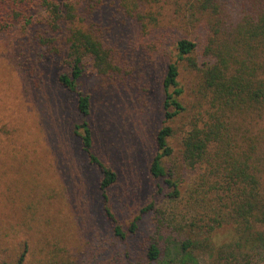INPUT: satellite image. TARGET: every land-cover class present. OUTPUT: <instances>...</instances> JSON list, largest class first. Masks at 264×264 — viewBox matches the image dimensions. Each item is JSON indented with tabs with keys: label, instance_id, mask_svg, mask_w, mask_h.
<instances>
[{
	"label": "trees",
	"instance_id": "obj_1",
	"mask_svg": "<svg viewBox=\"0 0 264 264\" xmlns=\"http://www.w3.org/2000/svg\"><path fill=\"white\" fill-rule=\"evenodd\" d=\"M187 1L194 9L190 19H205L208 26L203 49L195 40L172 37L174 52L160 53L152 39L131 45L129 53L134 60L144 45L153 59L165 56L160 80L164 124L154 134L149 172L162 182L157 193L178 203L186 215L171 218L152 200L125 230L108 204L107 191L118 181V173L95 150L87 120L74 123L72 134L88 164L101 172L97 187L112 236L128 248L139 230L145 232L137 237L139 245L128 264H252L258 249L264 252V159L237 122L241 117L245 121L264 116V0H252L256 16L243 18L231 32L223 30V17L228 16L225 0ZM172 3L179 4L178 0H0V13L4 30L17 23L28 27L40 51L64 57L68 70L57 81L76 94V108L87 117L91 98L77 88L78 79L89 71L101 78L114 75L121 70L122 54L106 41L104 32L109 28L93 26L86 18L107 6L118 25L130 22L143 38L161 32L160 45L171 37L160 21ZM179 63L197 76L195 83H181ZM180 115L187 118V128L182 129L178 161L170 162L174 150L168 140L175 134L171 123ZM73 166L69 186L80 195L86 187L84 169ZM225 228L230 238L218 240Z\"/></svg>",
	"mask_w": 264,
	"mask_h": 264
},
{
	"label": "rangeland",
	"instance_id": "obj_2",
	"mask_svg": "<svg viewBox=\"0 0 264 264\" xmlns=\"http://www.w3.org/2000/svg\"><path fill=\"white\" fill-rule=\"evenodd\" d=\"M178 2L167 6L160 21L171 34L160 45L161 32L143 38L138 27L130 28V22L118 25L107 6L86 18L93 26L109 28L104 32L106 41L122 54L121 70L114 75L101 78L89 71L78 79L77 88L91 98L87 117L76 108V94L57 81L68 70L64 57L40 51L28 27L17 23L4 30L0 13V264H128L133 259L137 237L141 239L145 232L139 230L128 248L112 236L97 187L101 172L88 164L72 134L74 123L84 119L92 127L95 150L118 173V181L107 191L108 204L125 230L152 200L171 218L186 215L178 203L157 193L162 182L149 172L154 134L164 124L160 80L165 56L157 55L155 60L147 54L151 49L143 45L145 50L137 51L134 60L129 57L131 45L152 39L160 53L174 52L172 37L195 40L203 49L208 31L205 19L191 20L194 9L188 7L189 1ZM247 2L225 0V32L234 30L243 18L256 16L252 0L251 5ZM179 67L182 84L197 81L183 63ZM243 118L237 125L248 143L254 140L263 160L264 116ZM186 122L180 115L171 123L175 134L168 140L174 150L170 162L178 161ZM73 164L84 169L86 187L80 195L69 186ZM230 236L225 228L217 239ZM252 264H264L262 250L255 253Z\"/></svg>",
	"mask_w": 264,
	"mask_h": 264
}]
</instances>
